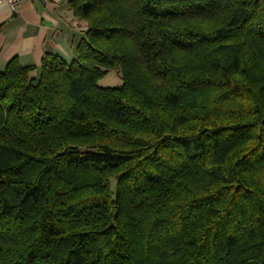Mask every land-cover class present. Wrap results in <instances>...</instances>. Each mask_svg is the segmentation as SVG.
Wrapping results in <instances>:
<instances>
[{
  "label": "trees",
  "instance_id": "16d2710c",
  "mask_svg": "<svg viewBox=\"0 0 264 264\" xmlns=\"http://www.w3.org/2000/svg\"><path fill=\"white\" fill-rule=\"evenodd\" d=\"M69 5L0 71V264H264V0Z\"/></svg>",
  "mask_w": 264,
  "mask_h": 264
},
{
  "label": "crops",
  "instance_id": "0c3cea01",
  "mask_svg": "<svg viewBox=\"0 0 264 264\" xmlns=\"http://www.w3.org/2000/svg\"><path fill=\"white\" fill-rule=\"evenodd\" d=\"M70 0H30L12 13L0 6V71L18 58L22 66H37L45 54L70 61L86 25L76 19Z\"/></svg>",
  "mask_w": 264,
  "mask_h": 264
},
{
  "label": "rangeland",
  "instance_id": "374dc122",
  "mask_svg": "<svg viewBox=\"0 0 264 264\" xmlns=\"http://www.w3.org/2000/svg\"><path fill=\"white\" fill-rule=\"evenodd\" d=\"M86 25V24H85ZM122 83L121 74L119 72H111L100 81L101 86L116 87Z\"/></svg>",
  "mask_w": 264,
  "mask_h": 264
},
{
  "label": "built area",
  "instance_id": "2783aa9c",
  "mask_svg": "<svg viewBox=\"0 0 264 264\" xmlns=\"http://www.w3.org/2000/svg\"><path fill=\"white\" fill-rule=\"evenodd\" d=\"M30 0H0V6L5 5L8 7V9L12 12L15 13L18 11L19 7ZM41 1H47V0H41Z\"/></svg>",
  "mask_w": 264,
  "mask_h": 264
}]
</instances>
